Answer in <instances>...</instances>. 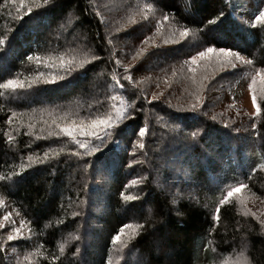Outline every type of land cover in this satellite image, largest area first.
Returning a JSON list of instances; mask_svg holds the SVG:
<instances>
[{"label": "trees", "instance_id": "obj_1", "mask_svg": "<svg viewBox=\"0 0 264 264\" xmlns=\"http://www.w3.org/2000/svg\"><path fill=\"white\" fill-rule=\"evenodd\" d=\"M263 7L0 0V85L23 84L0 87V198L26 225L18 250L33 264H217L241 244L264 264L263 227L226 197L244 186L264 198V101L247 115L225 92L264 68V22L238 13ZM185 29L171 45L170 31ZM202 47L246 64L188 63ZM63 116L111 125L69 136ZM124 225L136 231L114 242ZM8 256L0 238V264H15Z\"/></svg>", "mask_w": 264, "mask_h": 264}, {"label": "rangeland", "instance_id": "obj_2", "mask_svg": "<svg viewBox=\"0 0 264 264\" xmlns=\"http://www.w3.org/2000/svg\"><path fill=\"white\" fill-rule=\"evenodd\" d=\"M261 11H264V7ZM238 13L243 16L247 21L252 20L255 16L259 15V12H251L248 9H243L238 11ZM182 31H170L168 34L169 42L171 45L177 43V41H181L184 37H181L180 33ZM188 35V34H187ZM152 40H155V37L150 35ZM145 38V37H144ZM208 47H202L198 52L193 53L192 55L187 57V62L191 64H198L200 65V69L203 67H212L218 70L221 69H231L233 68L231 64H228L218 53V51L208 54L205 57H200V51H206ZM240 56V55H239ZM192 57H195L196 62L192 63ZM242 57V56H240ZM232 60V63L239 67L241 64H246V60L242 57V59H235L233 57H229ZM117 62V61H116ZM118 65H121L117 62ZM247 66V65H246ZM246 68V67H245ZM131 78V76H128ZM264 68L263 70H257L253 68L252 65L248 68L244 75H241L235 79H232L230 83L227 84V99L232 100L235 102V105L238 107H242L244 112L248 114H254L256 112V107L252 104V90L248 87L249 84L252 83L253 78H255L256 83L255 87V94L257 97V105L259 106L261 101H264ZM13 80V79H11ZM9 81V80H8ZM6 81L4 84H6ZM215 87V86H214ZM16 88V87H15ZM8 89H14L13 87H8ZM220 90H212L210 95L212 97H216L220 94ZM65 117H58V124L62 121L66 122V127L75 126L76 128H84V131L90 135H92V130H90L89 126L91 122L87 120L78 121L75 119H67L65 121ZM35 122V121H33ZM82 134L79 131H76ZM163 166L167 164V162H161ZM166 166L171 167V165L167 164ZM176 172H180V170H176ZM183 176V171H181ZM184 177V176H183ZM236 188H240L239 192L234 191ZM232 192L231 196H228V193ZM226 197L233 198L235 203L240 207V211L243 214L252 216L264 229V198H260L255 194L251 193L247 190L244 186H237L235 188L230 189L227 192ZM134 231H136L133 227H128L123 233L120 234L122 238H128ZM12 236L13 239L9 240L8 237ZM28 237L26 225L23 221L19 218V216L15 213L13 208L9 205L6 199L0 198V238H2V244L4 251L9 254V258L15 264H33V257L29 255V250L21 249L20 252L18 248L15 246L20 239H25ZM4 242H10L13 246L9 247ZM8 248V249H6ZM245 248L238 244L232 250V253L225 256L223 259L217 262V264H250L247 252L244 250ZM21 261V262H20ZM36 264V263H35Z\"/></svg>", "mask_w": 264, "mask_h": 264}, {"label": "snow or ice", "instance_id": "obj_3", "mask_svg": "<svg viewBox=\"0 0 264 264\" xmlns=\"http://www.w3.org/2000/svg\"><path fill=\"white\" fill-rule=\"evenodd\" d=\"M22 2H23V0H22ZM48 2H49V0H44V3H45V4H47ZM29 11H31V9H29ZM221 14H222V13H221ZM255 19L258 20V21L264 22V11H260L259 15H257V16L255 17ZM213 22H214V21H213ZM180 35H181V37L187 36V29H185L184 31H182V32L180 33ZM4 43H5V41H4L3 39H0V47H3V46H4ZM216 51H218L219 55H220V56H221V57H222V58H223L228 64H231V66H232L233 68H235L236 65L232 63V60L229 59V57H233V58L238 59V60H239V59H242V57H240V56L238 55V53H235V52H233V51H231V50H229V49H226V48H219V49H216V48H214V47H208L206 51H200V52H199V56H200V57H205V56H207L208 54H211V53L216 52ZM29 59H31V57H29ZM94 59H95V57H94ZM195 62H196L195 57H192V63H195ZM69 65H70V67L68 68L67 71H68V74L70 75V74H71V71H72V69H71V62H69ZM81 67H82V65H81ZM193 71H194V69H193ZM262 79H264V77H262ZM255 83H256V80H255V78H253L252 83L249 84L248 87L252 90V97H251L252 104H253V106L256 107V111H257V113H258L260 109H259V106L257 105V97H256V94H255V87H254ZM0 87H4V88H8V87H13V88H15V87H20V88H23V84L20 83L19 81H16V80H9L6 84L0 85ZM196 101H197V103H195V104L192 105V108H193V109H196V108L198 107V104H199V102H200V97H199V96H196ZM103 125H109V126H110V125H111V121H110V120H99V121H95V120H94V121L92 122V125H91V130L94 132V130H95L96 128H98V127H100V126H103ZM253 127H255V125H253ZM62 131H64V132H65L67 135H69V136H73L74 132H76V131H79V132H81L82 134H85V135L88 134V133H86V132L84 131V128H83V127H81V128H76L75 126L65 127V128L62 129ZM144 133H145V129L142 128V129L140 130L139 134H140L141 136H143ZM192 135H193V136H196L197 133H193ZM80 147H81V148H84L85 145H84L83 143H80ZM140 147L143 148L144 145L141 143V144H140ZM96 150H97V149H96ZM89 154H90V153H89ZM45 155H47V154H45ZM234 191L239 192V191H240V188H236ZM231 195H232V192H229V193H228V196H231ZM221 203H223V201H221ZM217 211H219V209H218ZM127 227H129V226H128V225H124L123 227L120 228L119 232H120V233H123V232H124V229L127 228ZM8 239L11 240V239H13V237L10 235V236L8 237ZM112 239H113L114 242H115V241H118V240L120 239V235L117 234V235H115Z\"/></svg>", "mask_w": 264, "mask_h": 264}]
</instances>
